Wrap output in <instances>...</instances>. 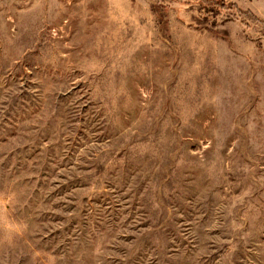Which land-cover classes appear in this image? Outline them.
Instances as JSON below:
<instances>
[{"label":"rangeland","instance_id":"rangeland-1","mask_svg":"<svg viewBox=\"0 0 264 264\" xmlns=\"http://www.w3.org/2000/svg\"><path fill=\"white\" fill-rule=\"evenodd\" d=\"M0 264H264V0H0Z\"/></svg>","mask_w":264,"mask_h":264}]
</instances>
